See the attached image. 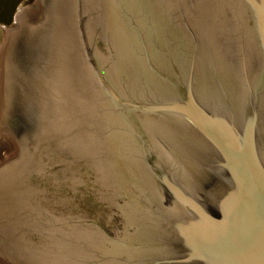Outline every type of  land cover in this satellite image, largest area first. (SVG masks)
<instances>
[{
	"label": "water",
	"instance_id": "water-1",
	"mask_svg": "<svg viewBox=\"0 0 264 264\" xmlns=\"http://www.w3.org/2000/svg\"><path fill=\"white\" fill-rule=\"evenodd\" d=\"M0 264H264V0L0 24Z\"/></svg>",
	"mask_w": 264,
	"mask_h": 264
},
{
	"label": "rangeland",
	"instance_id": "rangeland-1",
	"mask_svg": "<svg viewBox=\"0 0 264 264\" xmlns=\"http://www.w3.org/2000/svg\"><path fill=\"white\" fill-rule=\"evenodd\" d=\"M35 0H0V24L9 26L20 7H26Z\"/></svg>",
	"mask_w": 264,
	"mask_h": 264
}]
</instances>
